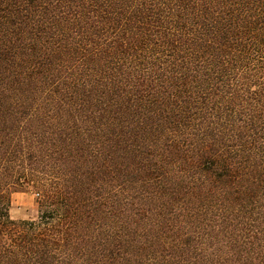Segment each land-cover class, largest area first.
I'll list each match as a JSON object with an SVG mask.
<instances>
[{
	"label": "trees",
	"instance_id": "16d2710c",
	"mask_svg": "<svg viewBox=\"0 0 264 264\" xmlns=\"http://www.w3.org/2000/svg\"><path fill=\"white\" fill-rule=\"evenodd\" d=\"M0 264H264V0H0Z\"/></svg>",
	"mask_w": 264,
	"mask_h": 264
},
{
	"label": "rangeland",
	"instance_id": "374dc122",
	"mask_svg": "<svg viewBox=\"0 0 264 264\" xmlns=\"http://www.w3.org/2000/svg\"><path fill=\"white\" fill-rule=\"evenodd\" d=\"M38 212V195L35 192H15L11 195L9 213L13 219L34 218Z\"/></svg>",
	"mask_w": 264,
	"mask_h": 264
}]
</instances>
